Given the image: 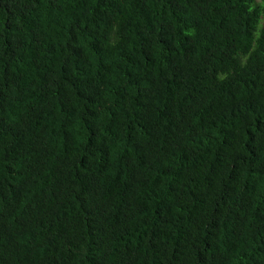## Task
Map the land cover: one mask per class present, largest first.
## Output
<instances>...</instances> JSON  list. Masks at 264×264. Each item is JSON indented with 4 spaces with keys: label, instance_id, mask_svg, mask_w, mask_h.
Segmentation results:
<instances>
[{
    "label": "trees",
    "instance_id": "trees-1",
    "mask_svg": "<svg viewBox=\"0 0 264 264\" xmlns=\"http://www.w3.org/2000/svg\"><path fill=\"white\" fill-rule=\"evenodd\" d=\"M0 264H264V0H0Z\"/></svg>",
    "mask_w": 264,
    "mask_h": 264
}]
</instances>
